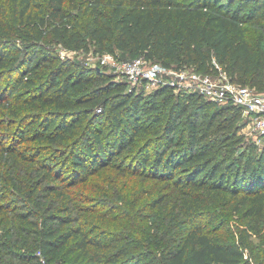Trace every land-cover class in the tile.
<instances>
[{
	"label": "trees",
	"instance_id": "trees-1",
	"mask_svg": "<svg viewBox=\"0 0 264 264\" xmlns=\"http://www.w3.org/2000/svg\"><path fill=\"white\" fill-rule=\"evenodd\" d=\"M257 21H264V0H0V156L35 165L47 181L42 190L63 204L32 222L34 244L14 258L25 264H249L247 236L255 225L248 222L228 241L207 230L203 215L207 202L221 196L243 217H264V151L257 154L237 136L241 109L176 94L167 84L143 98L113 75L63 60L55 45H90L113 57L125 52L129 59L202 73L217 71L216 63L231 81L264 92V36L250 33ZM126 149L134 151L118 161ZM103 167L169 182L183 194L170 207L166 196H152L156 235L135 240L72 214L67 190ZM10 181L12 190H23L16 178ZM4 198L0 212L16 210ZM169 219L174 226L164 227ZM6 241L4 247L12 242Z\"/></svg>",
	"mask_w": 264,
	"mask_h": 264
},
{
	"label": "rangeland",
	"instance_id": "rangeland-1",
	"mask_svg": "<svg viewBox=\"0 0 264 264\" xmlns=\"http://www.w3.org/2000/svg\"><path fill=\"white\" fill-rule=\"evenodd\" d=\"M263 26L264 21H257L251 25L250 33L253 38H258L260 35L264 36ZM55 47L63 60L69 59L113 75L115 80L125 81L127 88L135 94L143 96V98H146L162 85L145 87L144 84L136 86L129 84L117 68L120 62L129 59L125 52H117L114 58L109 59L107 58L108 53L95 52L96 47L90 45L87 50H69L61 44L55 45ZM180 88L176 89L174 93L184 92L185 88ZM105 126L107 127L108 123ZM13 129L14 127L11 130H6V134L11 133ZM1 131L4 132L5 130ZM237 136L243 137L245 145L254 144L257 154L264 151V139L257 137L252 130L251 123L243 114L238 117ZM11 141V139H7L4 144ZM28 144L33 146L37 143ZM133 151L124 150L117 160L126 158ZM11 177L17 179V185H23L21 192L10 188ZM33 184L38 186L34 193H32V186H30ZM46 184L47 181L41 177V174L35 173V165L15 162L13 158L9 157L4 160L0 156V196L1 194L5 195L1 203L5 202L10 203L11 206H16L13 207L16 210L6 214L0 212V258L4 263L25 264L18 262V259L14 257H19L22 249L33 246L35 239L33 228L35 225L32 222H39V216L42 213H51L63 207L60 200L52 195H46L45 191L42 190ZM67 192H71L70 206L74 209L72 214L78 217L79 222L91 223L116 233L132 234L135 240L140 239V234L142 236L156 235L153 217H151L153 210L149 208L152 196L157 194L166 196L163 204L168 207L176 201L181 202L183 199V194L169 182H160L142 176L135 177L109 167L101 168L94 175L89 176L84 184L68 189ZM66 203L67 201L64 204ZM37 206H40L39 209L36 208ZM204 210L203 215L206 218L207 230L220 239L237 240L248 222L254 224L256 229L247 236V240L253 248L251 254H248L247 251L249 264H264V217L260 219L243 217L234 212L226 199L221 196L210 199ZM16 214H29L30 217L24 220V218L16 217ZM165 223L168 225L164 227H172L175 224L170 219ZM9 239L12 242L8 245ZM4 240H7L5 247Z\"/></svg>",
	"mask_w": 264,
	"mask_h": 264
},
{
	"label": "built area",
	"instance_id": "built-area-1",
	"mask_svg": "<svg viewBox=\"0 0 264 264\" xmlns=\"http://www.w3.org/2000/svg\"><path fill=\"white\" fill-rule=\"evenodd\" d=\"M107 58L114 57L109 55ZM214 64L217 71L202 73L189 68L176 70L158 62L138 58L122 61L117 68L132 86L167 84L174 86L175 90L184 87L185 92L196 93L217 104L232 103L241 109L257 137L264 139V92H257L247 85L231 81L227 74Z\"/></svg>",
	"mask_w": 264,
	"mask_h": 264
}]
</instances>
